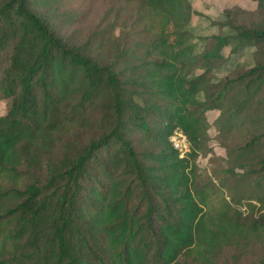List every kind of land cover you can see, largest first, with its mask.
Wrapping results in <instances>:
<instances>
[{
    "label": "trees",
    "instance_id": "trees-1",
    "mask_svg": "<svg viewBox=\"0 0 264 264\" xmlns=\"http://www.w3.org/2000/svg\"><path fill=\"white\" fill-rule=\"evenodd\" d=\"M126 1L148 40L121 45L109 32L98 48L111 59L102 61L90 43L61 35L48 0H0V264H203L217 239L233 247L261 237L264 217L210 215L192 175L205 113L226 91L255 88L264 103V0H252L255 18L235 23L239 12H225L253 64L218 83L210 69L191 76L218 57L196 53L188 0ZM127 72L135 90L123 88ZM175 131L187 138L184 158L169 141ZM144 139L159 148L151 166ZM258 139L264 130L249 148ZM255 165L264 187V152ZM251 200L250 210L264 204Z\"/></svg>",
    "mask_w": 264,
    "mask_h": 264
},
{
    "label": "rangeland",
    "instance_id": "rangeland-1",
    "mask_svg": "<svg viewBox=\"0 0 264 264\" xmlns=\"http://www.w3.org/2000/svg\"><path fill=\"white\" fill-rule=\"evenodd\" d=\"M188 1L195 15L187 31L196 53L210 52V55L218 57L204 62L191 76L210 69L212 83L235 80L241 70L252 66L253 49L235 39L234 31L227 26L225 12L230 11L231 15L239 12L235 23L244 17L255 18L252 13L255 3L252 0ZM44 10L54 18L63 37L76 45L90 43L93 55L102 61L111 59L109 53H103L98 48L100 39L109 32L121 45H128L131 40L136 43L148 40L133 27L138 15L137 6L126 0H48ZM126 63V60H122L117 69L125 68ZM127 75H119L123 88L135 90L131 84L134 75L131 72H127ZM149 101L150 105L158 103L156 98L150 96ZM4 112L5 103L0 101V115ZM205 118L207 131L194 162L193 193L204 199L205 209L212 216L225 210L230 213L245 211L244 215L250 220L264 217V204H255L252 210L247 206L253 202L251 198L264 196V187H258L262 178L256 171L259 165H255L264 152V140L258 139L252 148L248 145L253 136L259 137L264 130L262 93L255 88L246 90L239 85L233 86L226 91L215 110L205 113ZM139 150L144 156L142 164L154 165L150 157L159 152L155 142L144 139ZM259 234L261 237L239 240L233 247H225L217 239L212 257L203 264H249L255 261L264 255V228Z\"/></svg>",
    "mask_w": 264,
    "mask_h": 264
},
{
    "label": "built area",
    "instance_id": "built-area-1",
    "mask_svg": "<svg viewBox=\"0 0 264 264\" xmlns=\"http://www.w3.org/2000/svg\"><path fill=\"white\" fill-rule=\"evenodd\" d=\"M173 148L178 152L179 158L186 157L189 145L186 136L181 131H175L169 138Z\"/></svg>",
    "mask_w": 264,
    "mask_h": 264
}]
</instances>
